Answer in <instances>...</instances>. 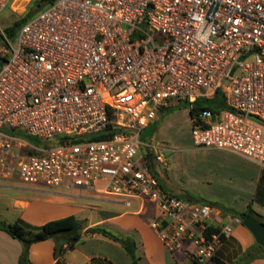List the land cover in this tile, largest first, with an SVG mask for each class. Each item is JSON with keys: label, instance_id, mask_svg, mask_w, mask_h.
Returning a JSON list of instances; mask_svg holds the SVG:
<instances>
[{"label": "built area", "instance_id": "2783aa9c", "mask_svg": "<svg viewBox=\"0 0 264 264\" xmlns=\"http://www.w3.org/2000/svg\"><path fill=\"white\" fill-rule=\"evenodd\" d=\"M15 3L0 0V11ZM0 58V180L150 204L167 251L215 257L241 221L163 189L151 170L167 165L161 147L142 132L173 102L222 89L228 109L191 119L193 145L264 168V130L249 118L264 121V0H53L15 44L2 33ZM12 131L65 140L33 145Z\"/></svg>", "mask_w": 264, "mask_h": 264}, {"label": "crops", "instance_id": "0c3cea01", "mask_svg": "<svg viewBox=\"0 0 264 264\" xmlns=\"http://www.w3.org/2000/svg\"><path fill=\"white\" fill-rule=\"evenodd\" d=\"M15 2L14 8H18L21 2L30 4L31 0ZM150 126L145 130H149ZM142 140L152 142V137L145 134ZM202 149L224 153L213 157L211 164L216 173L212 172V177L215 174L219 181L228 182L226 188L229 189L230 201L226 202L227 206L243 207L234 211L229 209L230 212L226 214L237 218L236 214L245 212L250 205L259 216L257 220L264 223V199L255 197L256 191L264 187V168L229 151ZM146 151L147 149L141 148V153ZM63 190L42 191L16 179L0 180V200L10 201L14 217L10 220L12 222L6 223L21 219L30 225L40 226L70 215L83 221L85 230L81 240L62 257L66 264H132L122 247L126 238L135 242L137 264H194L184 250L174 253L167 251L149 227L148 219L154 213L150 204L133 201L131 207L127 208L116 199L83 189ZM95 227L106 230L116 236L117 240L88 232ZM257 245L246 227L242 223H235L231 236L224 241L208 264H264V248ZM54 246L52 239L32 244L28 252L30 264H55ZM21 251V243L0 230V264H18Z\"/></svg>", "mask_w": 264, "mask_h": 264}, {"label": "rangeland", "instance_id": "374dc122", "mask_svg": "<svg viewBox=\"0 0 264 264\" xmlns=\"http://www.w3.org/2000/svg\"><path fill=\"white\" fill-rule=\"evenodd\" d=\"M34 1L31 0L30 4L21 2L18 8L7 5L0 11L1 40L2 33H4L12 44H15L18 29L12 32L6 30L12 28L15 22L26 16L30 9L36 13L41 10L34 9ZM1 64L2 61L0 66ZM221 83L223 86L228 85L226 79H223ZM188 107L186 103L173 102L169 109L162 111L158 115L156 122L150 126L149 130L142 132V136L147 134L152 137V144L160 145L161 149H158L157 152L167 164V167H159L154 164L151 170L158 173L167 191L175 193L183 199H190L194 203L214 205L221 210H240L243 207H229L226 205V202L230 201V196L228 195L229 189L226 188L228 182L219 181L218 177H215V174L212 177V172H215L211 164L213 162L212 159L214 156L224 153L196 148L193 145ZM262 127L264 130V126ZM39 142L40 145L47 147L54 146L55 144V141ZM31 188L42 191H52L55 189L64 191L63 188H51L43 185L31 186ZM13 213L15 214V212ZM12 218L14 217L10 201L7 199L0 200V220L12 222L10 221ZM241 260H243V257H241ZM133 263L134 261H132Z\"/></svg>", "mask_w": 264, "mask_h": 264}, {"label": "trees", "instance_id": "16d2710c", "mask_svg": "<svg viewBox=\"0 0 264 264\" xmlns=\"http://www.w3.org/2000/svg\"><path fill=\"white\" fill-rule=\"evenodd\" d=\"M52 2L53 0H35L33 6L34 9L35 8L42 9ZM35 13L36 12L34 10L30 9L28 14H26V16H24L21 20L15 22L14 26L10 29H7L6 31L12 32L16 29H19L20 26ZM1 44H2V40L0 38V45ZM0 63H1V58H0ZM188 108H189L190 119H193L194 116L198 115L203 110L211 111L213 114H219L221 111L228 109V106L226 104L224 91L222 89H218L211 98L198 99L193 103L191 107ZM11 133L23 137L30 144L40 145V142L37 139L27 136L22 132L12 131ZM109 135H110L109 132H102L96 135L77 138L74 141L75 142L83 141L84 139L100 140L106 138ZM64 140L65 138H59L55 143L61 144L64 142ZM154 174L157 177L161 187L165 189L158 174L156 172H154ZM255 197L256 199H264V187H261L256 191ZM187 200L192 202V200L190 199ZM221 211L224 214L230 212L229 209H223ZM236 217L241 221V223L245 217H253L255 219H259V216L256 213H254L250 205L247 207V210L245 212L237 213ZM0 230L6 232L11 238L18 240L21 243L22 251L19 257L18 264H30L28 259V252L30 246L34 243L48 239H52L55 242L54 252H53L54 258L56 259L55 264H66L62 260V257L68 250L74 249L76 244L81 240L84 234L85 225L83 221L77 219L73 215H70L60 219L50 220L40 226L30 225L21 219H17L13 223H6L0 220ZM88 232L99 233L105 237H108L113 241L117 240L116 236L112 235L111 233L99 227L92 228ZM257 246L260 247L259 245ZM122 247L132 261L137 260V257L135 255L136 245L133 239L131 238L124 239L122 243ZM218 264H222V263H218Z\"/></svg>", "mask_w": 264, "mask_h": 264}, {"label": "water", "instance_id": "95a60500", "mask_svg": "<svg viewBox=\"0 0 264 264\" xmlns=\"http://www.w3.org/2000/svg\"><path fill=\"white\" fill-rule=\"evenodd\" d=\"M242 60V58H241ZM233 73V71L231 72V74ZM249 118L259 124H261L262 126H264V121H262L260 118L250 115ZM148 161L149 163L152 165V161L151 158L148 157ZM242 225L244 227H246V229L251 233V235L253 236L255 242L264 248V223L253 218V217H245L242 220ZM120 243L122 242V240H118ZM133 264H137L136 261H134Z\"/></svg>", "mask_w": 264, "mask_h": 264}, {"label": "flooded vegetation", "instance_id": "af4514ba", "mask_svg": "<svg viewBox=\"0 0 264 264\" xmlns=\"http://www.w3.org/2000/svg\"><path fill=\"white\" fill-rule=\"evenodd\" d=\"M150 166H152L150 163H149Z\"/></svg>", "mask_w": 264, "mask_h": 264}]
</instances>
